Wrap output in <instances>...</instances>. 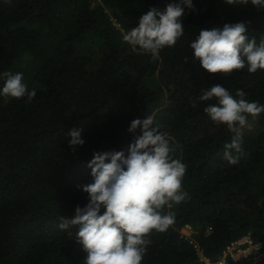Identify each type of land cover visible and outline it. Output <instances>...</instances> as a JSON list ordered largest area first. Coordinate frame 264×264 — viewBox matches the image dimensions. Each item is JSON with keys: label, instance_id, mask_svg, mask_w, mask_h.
I'll return each mask as SVG.
<instances>
[{"label": "trees", "instance_id": "1", "mask_svg": "<svg viewBox=\"0 0 264 264\" xmlns=\"http://www.w3.org/2000/svg\"><path fill=\"white\" fill-rule=\"evenodd\" d=\"M175 0H0V74H24L36 96H0V264H84L75 228L61 230L89 202L95 153L125 151L131 121L154 115L171 137V155L187 165L188 196L165 206L174 222L153 230L142 264H202L199 248L217 260L232 241L264 242V113L249 115L238 163L223 159L233 133L197 101L222 84L264 104V70L208 73L190 43L201 29L244 22L264 37V9L225 0H193L181 17L184 35L155 58L133 50L123 35L152 7ZM4 80L0 78V88ZM82 129L83 146L68 133ZM190 225L191 236L181 232ZM264 244V243H263ZM264 249V246H263ZM257 264H264V258Z\"/></svg>", "mask_w": 264, "mask_h": 264}, {"label": "clouds", "instance_id": "2", "mask_svg": "<svg viewBox=\"0 0 264 264\" xmlns=\"http://www.w3.org/2000/svg\"><path fill=\"white\" fill-rule=\"evenodd\" d=\"M225 3L251 4L264 9V0H225ZM185 7L194 8L193 0H175L166 3L163 9L150 8L140 16L137 26L123 35V40L134 51L149 52L155 58L184 35L181 17ZM190 48L192 58L208 73L229 74L245 67L249 73L264 70V37L259 42L255 36L249 37L244 22L201 29ZM0 78L4 80L0 96L27 97L31 101L37 94L35 89L29 90L21 72L3 73ZM213 98L216 102L208 103L203 111L214 123L226 125L233 133L231 141L224 144L223 159L235 165L238 157L233 153L242 149V130L247 118L264 113V104L248 101L243 90H237L233 96L217 83L204 90L192 107ZM138 130L140 134L135 135L127 152L94 154L87 165L93 181L78 186L89 195V202L77 207L73 218L61 217L58 225L61 230H68L71 235V229H76L75 240L86 253L84 264H142L150 243L147 235L153 230L165 232L174 222V216L162 210L188 196L182 189L187 165L171 155L169 133L155 124L154 115L131 121L128 131L136 134ZM82 132L73 128L68 133L69 147L73 150L84 145ZM255 243L264 246V242Z\"/></svg>", "mask_w": 264, "mask_h": 264}, {"label": "built area", "instance_id": "3", "mask_svg": "<svg viewBox=\"0 0 264 264\" xmlns=\"http://www.w3.org/2000/svg\"><path fill=\"white\" fill-rule=\"evenodd\" d=\"M186 228L192 230L190 225ZM198 253L202 264H256L264 258L262 244L255 243L251 236L232 241L217 260L204 255L200 248Z\"/></svg>", "mask_w": 264, "mask_h": 264}, {"label": "rangeland", "instance_id": "4", "mask_svg": "<svg viewBox=\"0 0 264 264\" xmlns=\"http://www.w3.org/2000/svg\"><path fill=\"white\" fill-rule=\"evenodd\" d=\"M181 232L183 234H186L187 236H191L192 234H194L195 231L194 230H190L189 228H182L181 229Z\"/></svg>", "mask_w": 264, "mask_h": 264}]
</instances>
